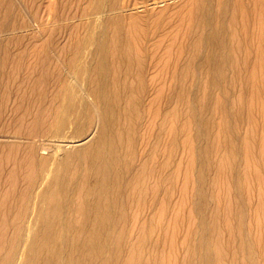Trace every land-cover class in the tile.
<instances>
[{
	"label": "bare ground",
	"instance_id": "6f19581e",
	"mask_svg": "<svg viewBox=\"0 0 264 264\" xmlns=\"http://www.w3.org/2000/svg\"><path fill=\"white\" fill-rule=\"evenodd\" d=\"M218 1L194 0L188 32L194 55L185 62L181 55L175 59L179 67L174 78L177 90L186 78L198 82L204 71L208 95L219 90L214 103L222 113L220 134H228L223 143L236 169L240 144L249 151V160L253 146L264 155V0ZM116 2L97 1V12H113L100 31L89 27L86 36L73 41V58L56 51L55 39L41 50L29 46L17 52L4 47L5 35L0 36V264H20L21 252V264H170L161 257L159 241H127L131 209L154 208L156 195L166 194V107L148 106L145 96L150 79L167 80L168 45L161 53L148 46L149 32L126 30ZM8 4L3 28H11L15 13L31 18L20 0ZM91 43L94 49L82 61L83 48ZM151 69H160L157 78H148ZM177 95L183 99L185 91ZM192 99L191 124L201 143L207 134L205 119ZM156 116L154 141L140 150L153 134ZM91 133L82 146L64 147L56 156V138L82 139ZM200 143L195 204L201 210L197 241L185 264H224L230 245L210 241L215 220L205 212L206 164ZM48 148L52 151L47 153ZM34 209L35 226L25 241L27 217ZM243 228L241 221L238 229ZM236 246L245 264H257L256 257L264 253V241L245 236Z\"/></svg>",
	"mask_w": 264,
	"mask_h": 264
},
{
	"label": "rangeland",
	"instance_id": "374dc122",
	"mask_svg": "<svg viewBox=\"0 0 264 264\" xmlns=\"http://www.w3.org/2000/svg\"><path fill=\"white\" fill-rule=\"evenodd\" d=\"M20 1L26 4L31 18L23 12L15 13L10 18L12 26L7 29L3 28V24L6 21L5 12L9 4L8 0H0V36L5 35L4 47H13L17 52L29 46L41 50L50 40L55 39L56 51H59L63 57L68 56L64 58H73V41L86 36L89 27L94 32L100 31L108 14L113 12L110 9L97 12L95 5L98 0ZM211 1L215 5L219 2ZM115 6H117L115 12L121 13L125 18L126 30L139 28L151 34V38L147 41L151 49L162 53L165 45H168L164 60L167 80L160 81L158 77L160 69H151L148 78L154 76L158 79L148 81L149 95L145 96L148 106L153 102L158 110L163 106L166 107L168 124L164 134V151L167 153L166 172L169 176L165 184L166 194L156 195L154 208L147 205L142 211L131 209L132 223L128 228L127 241H138L141 237L144 241H149V245L159 241L162 248L161 257L170 264H185L189 249L197 241L194 233L201 209L195 204V191L201 166L197 158L200 142L195 139L194 125L191 124L190 118L192 93L194 96L192 102H195L201 111L207 131L206 138L200 146L205 155L203 164H206L204 173L208 205L205 212L208 219L215 220L210 241L213 244V241H221L222 245H230L224 264H245L244 253L237 251L236 241H241L242 236L251 241H264V155L259 146H253L250 150L253 160H249V151L244 144H240L239 150H241L240 154L238 153L240 158L235 161L237 163L234 169V162L228 156L230 149L223 143V138L228 134L223 136L220 134L222 113L216 110L214 103L219 96V90L216 92L212 89L210 94L212 96L208 95L210 86L207 83L208 78L205 81L207 76L204 71H200L198 82L192 77L186 78L180 82L176 90L174 76L179 66L174 64L175 59L181 55L182 61L185 62L194 55L188 35L194 0H117ZM114 27L115 25H112L111 29L114 30ZM94 46L95 44L91 43L83 48L82 61L90 57ZM190 71L192 74L195 73L194 68ZM201 77L204 79L202 80ZM179 90L185 91L183 99L177 95ZM152 98L155 99L152 101ZM178 111L180 117L177 116ZM159 119V116L153 118L154 123L149 135L151 132L153 134L145 145L144 143L140 145V150L144 147L148 149L154 141ZM177 127L180 129L175 135L173 131ZM244 131L246 132V129ZM144 132L145 129L141 134ZM93 134L82 139L56 138L54 142L60 147L55 153L56 156L61 155L64 147L66 150L71 148L74 150L82 146ZM49 149L52 151V148L44 151L47 152ZM44 151L42 154L51 152ZM155 158L159 157L155 155ZM53 165L55 164L51 166ZM50 177L48 174L43 180L38 188L39 192L44 189ZM35 218L34 209L27 217L25 241L30 239ZM241 221L244 225L243 230L238 229ZM151 223L152 227L149 226ZM25 249L24 246V252ZM22 253L19 257L20 261L24 259L25 253ZM146 256H149V253ZM256 263L264 264V253L256 257Z\"/></svg>",
	"mask_w": 264,
	"mask_h": 264
}]
</instances>
